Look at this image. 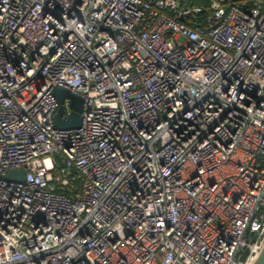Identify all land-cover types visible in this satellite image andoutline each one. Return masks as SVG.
Here are the masks:
<instances>
[{
  "label": "built area",
  "instance_id": "1",
  "mask_svg": "<svg viewBox=\"0 0 264 264\" xmlns=\"http://www.w3.org/2000/svg\"><path fill=\"white\" fill-rule=\"evenodd\" d=\"M203 12L189 0H0V264L253 262L264 0ZM56 89L81 100L77 129L54 126Z\"/></svg>",
  "mask_w": 264,
  "mask_h": 264
},
{
  "label": "water",
  "instance_id": "2",
  "mask_svg": "<svg viewBox=\"0 0 264 264\" xmlns=\"http://www.w3.org/2000/svg\"><path fill=\"white\" fill-rule=\"evenodd\" d=\"M54 95L59 103L58 111L54 116V126L61 130L77 129L80 125L79 113L81 110V100L63 89H56ZM65 98L70 101L71 112L65 119H63L64 111L62 109V103ZM6 179L21 182L24 179V172L10 171L7 173ZM251 264H264V244Z\"/></svg>",
  "mask_w": 264,
  "mask_h": 264
},
{
  "label": "trees",
  "instance_id": "3",
  "mask_svg": "<svg viewBox=\"0 0 264 264\" xmlns=\"http://www.w3.org/2000/svg\"><path fill=\"white\" fill-rule=\"evenodd\" d=\"M212 0H189L190 4L192 6H202L204 8V12L200 15H198L199 18H203L205 17L208 13H209V5H210V2ZM76 184H78V182H76ZM61 193L63 194H67V190L66 189H62L60 190Z\"/></svg>",
  "mask_w": 264,
  "mask_h": 264
}]
</instances>
